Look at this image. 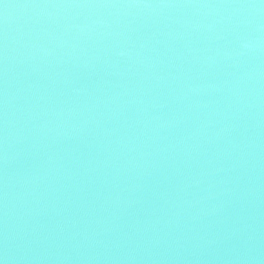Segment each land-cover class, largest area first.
I'll use <instances>...</instances> for the list:
<instances>
[{"label":"water","instance_id":"95a60500","mask_svg":"<svg viewBox=\"0 0 264 264\" xmlns=\"http://www.w3.org/2000/svg\"><path fill=\"white\" fill-rule=\"evenodd\" d=\"M0 264H264V0H0Z\"/></svg>","mask_w":264,"mask_h":264}]
</instances>
